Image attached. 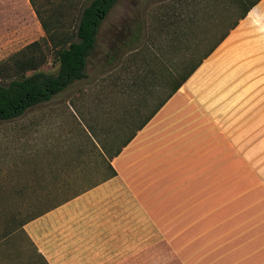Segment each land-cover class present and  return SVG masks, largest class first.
Listing matches in <instances>:
<instances>
[{
    "label": "rangeland",
    "instance_id": "374dc122",
    "mask_svg": "<svg viewBox=\"0 0 264 264\" xmlns=\"http://www.w3.org/2000/svg\"><path fill=\"white\" fill-rule=\"evenodd\" d=\"M188 3L193 5L194 0H120L100 28L88 79L17 120L0 121V264H46L24 232L23 223L56 201L50 188L64 184L73 171L91 170L87 179L92 183L109 174L88 139V128L93 127L98 140L113 138V130L102 129H113L128 106L124 100L102 104L95 97L84 98L83 92L91 95L101 90L102 79L111 68L109 53L129 41L139 24L146 19L156 23V18L172 22L175 13L180 14ZM257 6L256 16L241 21L231 33L236 37L230 39L231 46L227 42L196 76L205 72L195 84V98L215 104L217 123L207 129L215 133L217 141L204 146L216 147L225 188L192 192L193 218L206 209L209 215L201 227L193 220V231H207L203 238L193 237V263L224 261L225 253L233 248L246 252L243 248L254 236L257 243H264V0ZM30 7L31 16L20 19L9 43L3 40L7 33L0 32V63L45 36ZM231 10L217 2L184 10L186 16L196 17L192 32L197 29L202 33L192 35V46L200 40L207 45L216 42L236 19ZM189 17L183 22L187 28L191 26ZM47 55L48 63L41 69L54 73L58 64L52 53L47 51ZM131 130L121 135L122 142ZM121 143L101 151L110 156ZM205 198L206 207L194 204Z\"/></svg>",
    "mask_w": 264,
    "mask_h": 264
},
{
    "label": "crops",
    "instance_id": "0c3cea01",
    "mask_svg": "<svg viewBox=\"0 0 264 264\" xmlns=\"http://www.w3.org/2000/svg\"><path fill=\"white\" fill-rule=\"evenodd\" d=\"M29 4L0 0V32L7 33V43L20 19L31 16ZM257 8L248 17H255ZM231 38L236 39L231 34L111 161L116 177L23 227L48 264H199L192 262L193 237L203 238L207 231H193V220L201 227L209 215L206 209L193 218L192 192L225 186L216 147L204 146L217 141L207 129L217 123L215 104L195 98L203 72L196 76L227 42L231 46ZM243 249L233 248L224 261L211 264H264V243L255 236Z\"/></svg>",
    "mask_w": 264,
    "mask_h": 264
},
{
    "label": "trees",
    "instance_id": "16d2710c",
    "mask_svg": "<svg viewBox=\"0 0 264 264\" xmlns=\"http://www.w3.org/2000/svg\"><path fill=\"white\" fill-rule=\"evenodd\" d=\"M261 1L194 0L193 5L186 4L184 10L197 5L200 8L204 2H217L225 9H233L231 11L235 12L236 19L213 44L207 45L204 40H200L192 46V35L200 36L202 33L197 29L192 32L196 17L190 18L189 14L186 16L183 10L180 14L175 13V19L169 23L162 18H156L157 22L150 24L146 19L138 25L129 41L115 46L108 56L111 68L102 79L101 90L91 95L85 92L82 94L84 98L95 97L102 104L112 105L120 100L128 104L125 114L113 129H102L103 132L113 130V138L98 140L93 127L88 128V139L98 151L109 174L92 183L87 179L92 173L91 170L73 171L68 180H64V184L50 188L56 201L50 202L45 210L23 223L22 227L100 183L116 177L117 172L111 161L189 81ZM29 2L45 36L0 63V121L17 120L35 107L50 103L76 83L88 79L89 60L96 49L100 28L120 0ZM188 17L191 24L189 28L183 23ZM47 51L54 55V63L58 64V70L54 73L41 69L48 63ZM70 105L72 108L75 106L72 102ZM128 129H132L131 133L122 142L121 135ZM119 142L122 143L114 154L107 156L101 151L111 149ZM73 180L83 182L76 183ZM41 258L48 264L42 256Z\"/></svg>",
    "mask_w": 264,
    "mask_h": 264
}]
</instances>
